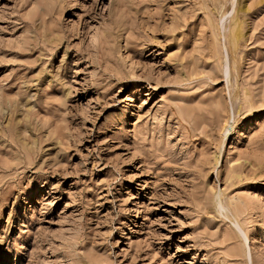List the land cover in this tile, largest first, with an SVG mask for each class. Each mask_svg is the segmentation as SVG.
Masks as SVG:
<instances>
[{
	"label": "rangeland",
	"instance_id": "obj_1",
	"mask_svg": "<svg viewBox=\"0 0 264 264\" xmlns=\"http://www.w3.org/2000/svg\"><path fill=\"white\" fill-rule=\"evenodd\" d=\"M0 264H264V0H0Z\"/></svg>",
	"mask_w": 264,
	"mask_h": 264
},
{
	"label": "bare ground",
	"instance_id": "obj_2",
	"mask_svg": "<svg viewBox=\"0 0 264 264\" xmlns=\"http://www.w3.org/2000/svg\"><path fill=\"white\" fill-rule=\"evenodd\" d=\"M53 30L54 29H52V28H50V30H49V33H46L45 34V40L44 41H46L47 42V46H48V48H49V50L51 51V53L53 52V49L55 48V43L53 42H51V40H50V36H53L52 35V32H53ZM240 33V32H239ZM232 37V40L235 42L236 40H237V38H238V34H237V32H235L234 34H233V36H231ZM54 39H56V38H54ZM59 40H61V38L59 39ZM57 41V40H56ZM60 42V41H59ZM58 42V43H59ZM47 48V47H46ZM46 54V53H45Z\"/></svg>",
	"mask_w": 264,
	"mask_h": 264
}]
</instances>
